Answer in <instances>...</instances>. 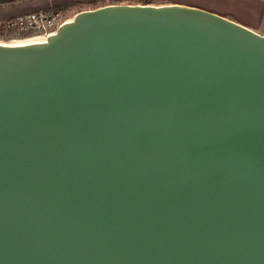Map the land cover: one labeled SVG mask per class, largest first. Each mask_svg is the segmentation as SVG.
Returning <instances> with one entry per match:
<instances>
[{"label":"water","instance_id":"water-1","mask_svg":"<svg viewBox=\"0 0 264 264\" xmlns=\"http://www.w3.org/2000/svg\"><path fill=\"white\" fill-rule=\"evenodd\" d=\"M0 264H264V34L115 3L0 43Z\"/></svg>","mask_w":264,"mask_h":264},{"label":"crops","instance_id":"crops-1","mask_svg":"<svg viewBox=\"0 0 264 264\" xmlns=\"http://www.w3.org/2000/svg\"><path fill=\"white\" fill-rule=\"evenodd\" d=\"M93 1L95 0H0V17L55 8L67 3L78 6ZM120 2L152 5L181 4L199 7L264 34V0H105L101 6ZM80 10L83 9H78L76 12Z\"/></svg>","mask_w":264,"mask_h":264},{"label":"built area","instance_id":"built-area-1","mask_svg":"<svg viewBox=\"0 0 264 264\" xmlns=\"http://www.w3.org/2000/svg\"><path fill=\"white\" fill-rule=\"evenodd\" d=\"M68 20L62 9L54 8L0 17V43L15 42L17 35L32 41L47 40Z\"/></svg>","mask_w":264,"mask_h":264},{"label":"rangeland","instance_id":"rangeland-1","mask_svg":"<svg viewBox=\"0 0 264 264\" xmlns=\"http://www.w3.org/2000/svg\"><path fill=\"white\" fill-rule=\"evenodd\" d=\"M143 1H146V0H143ZM103 3H105V0H95L93 2H89V3H86V4H80L78 6H72V3H71V5L69 7H67V9L63 10L64 13H65V18L71 19L78 9H83L84 10V9L96 8V7L101 6V4H103ZM120 3H127V2H120ZM132 4H134V3H132ZM15 37H17L16 38L17 40L26 39V38H24L22 36H18V35L15 36ZM8 42L9 43H13V41H6V43H8Z\"/></svg>","mask_w":264,"mask_h":264},{"label":"bare ground","instance_id":"bare-ground-1","mask_svg":"<svg viewBox=\"0 0 264 264\" xmlns=\"http://www.w3.org/2000/svg\"><path fill=\"white\" fill-rule=\"evenodd\" d=\"M70 20V19H69ZM29 42H34V41H32V40H30V39H23V40H17V41H15V42H13V43H11V44H23V43H29ZM9 43V42H8Z\"/></svg>","mask_w":264,"mask_h":264},{"label":"trees","instance_id":"trees-1","mask_svg":"<svg viewBox=\"0 0 264 264\" xmlns=\"http://www.w3.org/2000/svg\"><path fill=\"white\" fill-rule=\"evenodd\" d=\"M70 5H71V3H67V4H64L62 6H57L54 9H62V10H64V9H67V7H69Z\"/></svg>","mask_w":264,"mask_h":264}]
</instances>
